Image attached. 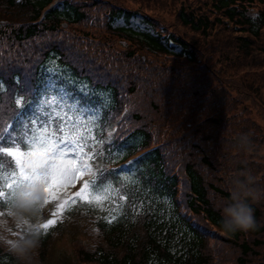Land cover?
I'll return each mask as SVG.
<instances>
[{
    "label": "trees",
    "instance_id": "16d2710c",
    "mask_svg": "<svg viewBox=\"0 0 264 264\" xmlns=\"http://www.w3.org/2000/svg\"><path fill=\"white\" fill-rule=\"evenodd\" d=\"M53 1L0 0V128L93 122L89 180L118 207L73 241L77 264H264V195L252 230L224 231L220 211L243 174L264 193V0ZM57 223L19 247L43 261ZM13 249L0 239V264H38Z\"/></svg>",
    "mask_w": 264,
    "mask_h": 264
},
{
    "label": "rangeland",
    "instance_id": "374dc122",
    "mask_svg": "<svg viewBox=\"0 0 264 264\" xmlns=\"http://www.w3.org/2000/svg\"><path fill=\"white\" fill-rule=\"evenodd\" d=\"M57 1H55L56 3ZM4 14L0 15V19ZM113 23L120 25L125 23V18L122 13L114 16ZM129 24L137 29L151 28L146 19L143 18L139 12L133 13L129 16ZM179 49V45L176 47ZM264 94V90H263ZM55 113L49 115L47 121L52 125L53 130L59 125L64 128V133L69 139L79 141L84 144L86 129L91 134L93 130V122H86L82 114L70 115L61 114V117H55ZM86 117V116H85ZM260 122L264 128V120L260 117ZM111 126V125H110ZM85 129V131H83ZM86 142V141H85ZM264 148V144H263ZM86 156L77 158L69 155L65 157L68 164L69 171L61 177L62 186L58 189L59 200H49L45 203L47 194L41 184H37L34 189L27 187H19L7 190L12 195L0 200H5L4 206H0V235L7 237L14 245L24 243L23 236L27 231L38 230L40 225L44 224L49 219L58 221L55 225L54 236L51 240L48 249L46 250L45 259L42 261L38 258L33 248H31L26 257L38 262V264H77L75 252L73 248V241L79 237L87 242L96 238V224L95 217L110 216L114 213V208L117 209V191L109 185H100L94 191L90 190L91 195L84 200L77 199L75 204L69 203L66 209L58 211L57 203L66 200L68 197L82 187V181L87 177L90 170L89 161L87 157H91L93 149L84 148ZM81 162L87 164V170L81 168L80 172H73L72 169L80 167ZM73 175L76 176L73 179ZM24 193H31L25 195ZM116 205V206H115ZM55 214V215H54ZM87 228L88 232L84 229ZM85 235V236H84ZM85 237V238H84Z\"/></svg>",
    "mask_w": 264,
    "mask_h": 264
},
{
    "label": "snow or ice",
    "instance_id": "6c2138e0",
    "mask_svg": "<svg viewBox=\"0 0 264 264\" xmlns=\"http://www.w3.org/2000/svg\"><path fill=\"white\" fill-rule=\"evenodd\" d=\"M2 90L0 82V91ZM22 102L23 97L16 101L18 106ZM85 147V144L69 139L64 133V128L59 125L53 130L47 121L39 122L32 118L25 123L20 114H17L15 129L11 125L8 128H0V198L12 195L7 191L9 189L22 186L34 189L37 184H41L45 186L44 191L47 194L45 203L49 200H59L58 189L62 186L60 178L70 170L65 157L86 156ZM88 167L81 162L80 167L72 171L80 172L81 168L87 170ZM72 178L75 179L76 176L73 175ZM96 186L95 179L83 180L79 191L57 203L58 211L65 210L69 203L75 204L77 199H86L91 195L90 190L94 191ZM5 203V200H0V206ZM54 222L49 219L40 227L48 229Z\"/></svg>",
    "mask_w": 264,
    "mask_h": 264
},
{
    "label": "clouds",
    "instance_id": "9594fccd",
    "mask_svg": "<svg viewBox=\"0 0 264 264\" xmlns=\"http://www.w3.org/2000/svg\"><path fill=\"white\" fill-rule=\"evenodd\" d=\"M241 145L248 142L246 136H241ZM243 179H236L233 182L230 198L220 207L221 227L224 231L234 233L236 231H249L256 227L254 209L250 201H256L264 193L255 187V178L250 174H243ZM36 246L34 240H28L24 245L13 249L22 260L25 259L28 251Z\"/></svg>",
    "mask_w": 264,
    "mask_h": 264
}]
</instances>
